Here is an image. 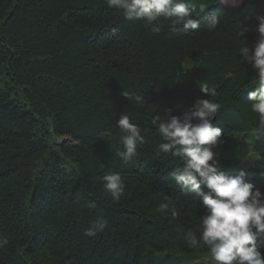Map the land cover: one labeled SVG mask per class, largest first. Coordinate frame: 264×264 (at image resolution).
<instances>
[{
	"label": "trees",
	"instance_id": "1",
	"mask_svg": "<svg viewBox=\"0 0 264 264\" xmlns=\"http://www.w3.org/2000/svg\"><path fill=\"white\" fill-rule=\"evenodd\" d=\"M186 2L196 19L216 14L217 27L186 32L162 19L154 33L107 0H0V264H142L172 251L204 264L207 247H189L187 236H199L205 209L174 184L179 162L159 151L151 123L192 111L207 98L201 87L215 92L221 137H251L259 157L250 171L220 172L264 193V137L246 94L256 77L237 51L254 39L264 0ZM122 113L145 138L128 161L116 155ZM114 172L125 185L118 202L102 189ZM165 197L175 218L158 210ZM100 218L108 226L86 236ZM258 247L264 255V237Z\"/></svg>",
	"mask_w": 264,
	"mask_h": 264
},
{
	"label": "clouds",
	"instance_id": "2",
	"mask_svg": "<svg viewBox=\"0 0 264 264\" xmlns=\"http://www.w3.org/2000/svg\"><path fill=\"white\" fill-rule=\"evenodd\" d=\"M232 2L235 4L239 0ZM107 3L121 11L125 19L140 20L151 26L154 33L160 31L159 21L162 19L182 26L186 32L202 26L213 31L220 22L216 14L194 18L186 0H107ZM252 19L255 21V37L250 45L245 42L237 51L240 63L251 69L256 77L255 86L246 94L251 111L258 116L256 135L264 137V13H256ZM246 31L247 28L241 25L239 35L244 37ZM201 92L207 98L194 100L193 110L182 118L156 116L151 121L162 140L159 151L170 154L179 162L170 173L174 184L180 191L198 197L205 209V213L198 217L199 236L188 233L189 247L206 246L215 264H264V255L258 247V241L264 237V193L247 182L243 174L227 176L219 171L213 148L223 143L220 139L222 132L212 119L219 104L208 98L215 95L214 90L205 86L201 87ZM123 95L127 97V93ZM116 124L124 133L122 149L116 155L124 161L131 160L137 155L138 145L144 143L142 130L123 113ZM102 189L118 202L125 192L120 173L105 175ZM89 208H95V203L89 204ZM158 210L173 218L178 215L167 197L158 205ZM107 226V220L100 218L84 234L95 237ZM5 244L7 240L0 239V247Z\"/></svg>",
	"mask_w": 264,
	"mask_h": 264
},
{
	"label": "rangeland",
	"instance_id": "3",
	"mask_svg": "<svg viewBox=\"0 0 264 264\" xmlns=\"http://www.w3.org/2000/svg\"><path fill=\"white\" fill-rule=\"evenodd\" d=\"M186 67L190 68L191 64ZM220 139L223 143L218 144L217 149L219 171H250L253 169L259 157L253 151L251 137L242 134H232ZM162 259H166L164 264H191L186 256L180 255L177 251L157 254L151 262L142 264H161ZM203 263L214 264V261L210 255H207Z\"/></svg>",
	"mask_w": 264,
	"mask_h": 264
},
{
	"label": "crops",
	"instance_id": "4",
	"mask_svg": "<svg viewBox=\"0 0 264 264\" xmlns=\"http://www.w3.org/2000/svg\"><path fill=\"white\" fill-rule=\"evenodd\" d=\"M223 2L225 3L223 6ZM244 2V0H239L238 3H233L232 0H227V2H225V0H221V7L225 8V9H233V8H237L239 6H241V4Z\"/></svg>",
	"mask_w": 264,
	"mask_h": 264
},
{
	"label": "water",
	"instance_id": "5",
	"mask_svg": "<svg viewBox=\"0 0 264 264\" xmlns=\"http://www.w3.org/2000/svg\"><path fill=\"white\" fill-rule=\"evenodd\" d=\"M66 141H70V140L68 139V140H66ZM59 142H62V143H63V142H65V140H64V141H62V140H59Z\"/></svg>",
	"mask_w": 264,
	"mask_h": 264
}]
</instances>
